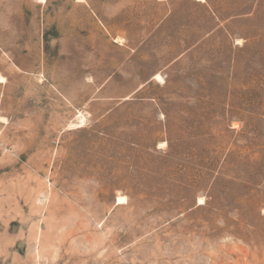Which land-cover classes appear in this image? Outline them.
I'll return each mask as SVG.
<instances>
[{"label":"rangeland","instance_id":"rangeland-1","mask_svg":"<svg viewBox=\"0 0 264 264\" xmlns=\"http://www.w3.org/2000/svg\"><path fill=\"white\" fill-rule=\"evenodd\" d=\"M0 264H264V0H0Z\"/></svg>","mask_w":264,"mask_h":264},{"label":"bare ground","instance_id":"bare-ground-1","mask_svg":"<svg viewBox=\"0 0 264 264\" xmlns=\"http://www.w3.org/2000/svg\"><path fill=\"white\" fill-rule=\"evenodd\" d=\"M84 1V0H83ZM199 2H205V0H198ZM44 2V1H43ZM157 77V78H156ZM156 79H158V80H161L162 78H161V76H157L156 75ZM3 80V79H2ZM84 119H82V120H80V122L78 123V124H74V125H71L73 128H79V127H81L82 126V124L84 123ZM124 202H126V198L125 197H120L119 199H118V204H121V203H124ZM203 203V199H200L199 200V204H202Z\"/></svg>","mask_w":264,"mask_h":264},{"label":"crops","instance_id":"crops-1","mask_svg":"<svg viewBox=\"0 0 264 264\" xmlns=\"http://www.w3.org/2000/svg\"><path fill=\"white\" fill-rule=\"evenodd\" d=\"M198 1V0H197Z\"/></svg>","mask_w":264,"mask_h":264}]
</instances>
